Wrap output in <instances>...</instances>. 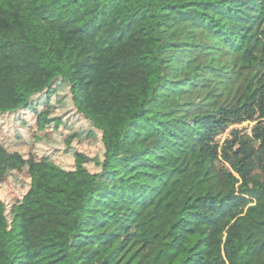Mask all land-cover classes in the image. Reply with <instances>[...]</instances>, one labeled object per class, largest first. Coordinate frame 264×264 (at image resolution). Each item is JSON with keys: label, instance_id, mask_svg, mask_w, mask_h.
Segmentation results:
<instances>
[{"label": "trees", "instance_id": "obj_1", "mask_svg": "<svg viewBox=\"0 0 264 264\" xmlns=\"http://www.w3.org/2000/svg\"><path fill=\"white\" fill-rule=\"evenodd\" d=\"M59 80L103 167L32 163L0 264H264V0H0V114Z\"/></svg>", "mask_w": 264, "mask_h": 264}, {"label": "rangeland", "instance_id": "obj_2", "mask_svg": "<svg viewBox=\"0 0 264 264\" xmlns=\"http://www.w3.org/2000/svg\"><path fill=\"white\" fill-rule=\"evenodd\" d=\"M201 121L195 120L196 125L201 127ZM253 125L245 122L239 127L249 131ZM229 131L219 140L228 137ZM101 135L95 124L79 112L69 84L61 80L33 96L28 109L0 114V141L9 153L0 197L7 203L9 218L30 188L32 163L51 161L65 169L82 165L91 172L100 171L105 160Z\"/></svg>", "mask_w": 264, "mask_h": 264}, {"label": "built area", "instance_id": "obj_3", "mask_svg": "<svg viewBox=\"0 0 264 264\" xmlns=\"http://www.w3.org/2000/svg\"><path fill=\"white\" fill-rule=\"evenodd\" d=\"M247 123V122H246ZM249 123H252V122H249ZM244 124V123H243ZM241 124H238V125H234V127H239ZM240 128V127H239ZM251 130V129H250ZM250 130H249V133H250ZM219 137H221V135L218 136V139Z\"/></svg>", "mask_w": 264, "mask_h": 264}]
</instances>
